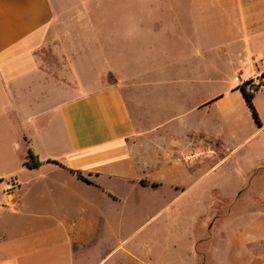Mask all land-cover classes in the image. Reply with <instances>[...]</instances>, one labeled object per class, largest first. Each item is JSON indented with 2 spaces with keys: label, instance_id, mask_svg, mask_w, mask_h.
Returning <instances> with one entry per match:
<instances>
[{
  "label": "crops",
  "instance_id": "crops-1",
  "mask_svg": "<svg viewBox=\"0 0 264 264\" xmlns=\"http://www.w3.org/2000/svg\"><path fill=\"white\" fill-rule=\"evenodd\" d=\"M55 19L51 0H0V264H141L125 226L128 201L139 206L145 196L175 191L185 185L180 174L188 178L204 164L210 150L203 135L165 127L185 126L188 113L211 102L204 90H193L211 75L264 74V0H141V45L150 39L153 52L146 68L141 47V90L126 79L104 82L114 75L109 68L86 80L78 61L70 74L74 87L64 74L50 75L41 52ZM163 57L170 69L162 79ZM162 83L171 90L156 89ZM66 89H72L67 97ZM162 91L170 92L171 114L155 123L142 112L144 96ZM194 91L201 92L195 100ZM28 150L39 167L24 166ZM180 151L184 164L174 159ZM256 165L258 178L264 162ZM262 181L250 207L229 221L233 232H226L232 204L213 218L217 246L211 248L209 234L201 240L200 264L214 256L223 264L226 246L235 264H264ZM9 182L14 187L6 191ZM179 213L171 212L172 222Z\"/></svg>",
  "mask_w": 264,
  "mask_h": 264
},
{
  "label": "rangeland",
  "instance_id": "rangeland-1",
  "mask_svg": "<svg viewBox=\"0 0 264 264\" xmlns=\"http://www.w3.org/2000/svg\"><path fill=\"white\" fill-rule=\"evenodd\" d=\"M51 3L56 24L41 52V63L50 75L64 74L67 86L74 87L70 74L72 63L78 61L73 64L81 66L86 80L109 68L114 75L105 77L104 82L126 79L134 90H141V47L144 66L150 68L153 63L151 40L144 38L141 45V0H51ZM163 33L168 35L169 32ZM164 46L169 47V43ZM157 63L163 79L169 75V58H159ZM142 70L144 72L145 68ZM261 75L264 78V74ZM255 76L258 75L245 79L244 72L233 73L231 70L218 78L211 75L209 84L193 89L204 92L194 91L192 95L195 100L201 93L204 98L210 97L211 102L197 112L188 113L185 126L165 127L172 134L182 136H196L199 132L206 139L210 155L188 178L184 174L178 176L183 178L185 185L177 190L145 196L139 206L129 199L125 226L128 224L130 245L137 248L141 264H200L201 240L209 234L213 239L211 248L217 246L219 222L213 218L226 213V206L232 204L229 223L238 211L250 207L254 189H260L264 180V170L258 178L254 177L256 168L261 167L256 164L264 162V85L252 99L260 126L253 118L240 86L244 81L254 80ZM257 84L258 81L254 86ZM156 89L171 90L165 85ZM69 90L72 89H66V97L70 95ZM143 90H149V87ZM217 97L220 98L214 100ZM144 98L142 112L153 122L160 123L171 114L170 92L162 91L160 96ZM174 159L184 164L185 155L180 151ZM249 183L252 188L249 185V190L239 194ZM190 184L193 185L188 187ZM181 189H185L183 199L176 205H168L171 199L180 195ZM186 200H192L194 205L181 206ZM179 209L182 218L172 222L171 212ZM232 226L230 224L226 232H233ZM229 248L226 246L223 264L236 262ZM117 257L113 258L115 263ZM214 258L216 261L210 260L208 264H219V259ZM130 264L138 263L131 261Z\"/></svg>",
  "mask_w": 264,
  "mask_h": 264
},
{
  "label": "trees",
  "instance_id": "trees-1",
  "mask_svg": "<svg viewBox=\"0 0 264 264\" xmlns=\"http://www.w3.org/2000/svg\"><path fill=\"white\" fill-rule=\"evenodd\" d=\"M245 84H242L240 86L241 90H242V94H243V97L246 101V104L247 106L251 109L252 111V115H253V118L255 120V122L257 123L258 126H260V122L258 120V117H257V114L253 108V105H252V99L254 97V94L255 92H257L259 90V87L264 85V82L261 83L259 85V87L255 88L254 89V93H250L248 92L247 90H245ZM41 165V162L37 159V157L35 155H33V153L31 152V150H28V154H27V157H26V160L24 162V166L29 168V169H33V168H37ZM79 178L82 179V180H85L80 174H78ZM86 181V180H85Z\"/></svg>",
  "mask_w": 264,
  "mask_h": 264
},
{
  "label": "built area",
  "instance_id": "built-area-1",
  "mask_svg": "<svg viewBox=\"0 0 264 264\" xmlns=\"http://www.w3.org/2000/svg\"><path fill=\"white\" fill-rule=\"evenodd\" d=\"M261 80L263 81L264 78H262V75L260 74V75H258V76H255V77H254V80H247V81H244L242 84L247 83V84L245 85V87H247V91L250 92V93H254V89L257 88V87H259V85H260L261 83H263V82H261ZM255 81H256V82L258 81V84H257L256 87L254 86V84L256 83ZM245 89H246V88H245ZM13 187H14V182H9V183L7 184L6 191H10V190H12Z\"/></svg>",
  "mask_w": 264,
  "mask_h": 264
}]
</instances>
